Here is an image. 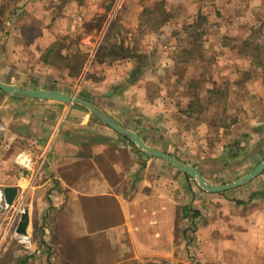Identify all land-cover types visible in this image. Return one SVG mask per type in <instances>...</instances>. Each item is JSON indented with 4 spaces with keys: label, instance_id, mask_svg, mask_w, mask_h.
Instances as JSON below:
<instances>
[{
    "label": "crops",
    "instance_id": "obj_1",
    "mask_svg": "<svg viewBox=\"0 0 264 264\" xmlns=\"http://www.w3.org/2000/svg\"><path fill=\"white\" fill-rule=\"evenodd\" d=\"M143 8L137 4L134 20L123 19L126 29L137 26ZM37 19L42 22L44 17ZM42 26L48 27L49 21ZM21 33L15 30L0 42V82L43 90L59 85L64 90L65 82L49 63L31 71L41 61L28 57L31 41ZM45 33L44 40L38 36L30 45L44 43L47 49L51 41L46 42ZM140 67V76L129 86L128 76L117 91L118 86L101 88L83 80L82 94L84 86L95 92L78 96L135 132L147 146L170 155L174 149L180 151L184 141L164 123H176L178 110L187 108L189 121L198 108L195 115L200 114L199 125L206 132L198 138L188 135L195 142L189 150L207 161L218 157V167L208 173L213 176L198 170L211 185L220 177L218 171H236L234 178H225L227 184L264 158V89L255 76L238 83L215 81L205 88L200 84V93V78L188 77V83L179 82L188 85V105L179 108L184 104L178 106L170 95L160 96V87L169 84L158 76L145 77L149 69ZM43 71L46 79L34 78ZM254 83L256 87H248ZM233 87L241 89L242 99L235 115L228 116ZM244 96L249 99L244 101ZM0 187L17 189L13 209L24 193L48 198L42 203L48 208H40V216L47 214L40 227L46 236L34 248L32 242L25 246L9 264H264V171L239 188L203 191L172 165L146 156L78 106L17 99L0 91ZM25 211L30 235L34 214Z\"/></svg>",
    "mask_w": 264,
    "mask_h": 264
},
{
    "label": "rangeland",
    "instance_id": "obj_2",
    "mask_svg": "<svg viewBox=\"0 0 264 264\" xmlns=\"http://www.w3.org/2000/svg\"><path fill=\"white\" fill-rule=\"evenodd\" d=\"M137 4L145 8L139 11L137 26L126 29L123 19H133L138 15ZM144 10L147 11L142 15ZM39 15L44 17L42 22L37 19ZM47 21L49 26L43 29L42 24ZM18 29L23 31L21 34L32 45L38 36L44 40L47 32L46 42L51 41L47 47L52 46L55 51L48 59L49 65L57 71V77L65 82L64 90L59 85L49 87H56L57 91L78 98L83 92L79 89L83 80L101 88L108 84L111 88L119 86L136 64L149 69L145 77L158 76L170 85L160 87V96L170 95L178 106L184 104L179 108L188 105V85L184 87L179 84L188 83V77L200 78L196 86L199 93L200 84L205 88L214 85L212 83L215 81L228 83L234 80L238 83L250 75L260 80L264 89V0H0V42ZM105 43L117 52L124 48L125 53L117 61L111 58L101 60V56H107V53L97 54V51ZM30 44L28 57L41 61L33 64V72L38 71L36 67L39 64L47 66L44 58L48 48L45 49L44 43H39V46ZM252 46L255 50L250 49ZM43 72L35 73L33 77L46 79L47 72ZM172 83H177V86L171 87ZM237 86L240 87V84ZM256 86L254 83L248 87ZM87 88L91 89L84 86L82 95L89 96L95 92ZM230 93L233 100L228 105V116H233L240 107L242 94L241 89L236 90V87ZM243 99L247 101L249 98L244 96ZM197 111L198 108L193 119L188 121V108L180 109L176 123L170 126L167 122L164 127L173 129V133L179 135L177 139L185 142L178 145L180 151H172L173 155L204 175L213 176L208 173L218 167V157H210L207 161L189 150V146L195 145V142L188 140V135L198 138L199 134L206 132L205 127L199 125L200 114L195 115ZM211 119L209 115V122ZM162 129L160 127L161 133ZM232 167L235 168L234 165ZM233 171L230 167L228 172L218 171L220 177L216 176L212 184H223L224 180L234 178ZM222 174L229 176L223 177ZM191 180L199 188L196 181ZM41 181L40 178L33 183ZM18 200V209H30L34 214V228L30 233L34 248V243L46 236L40 227L45 223L47 214L40 216V208H48L42 207L48 198L24 193ZM12 212L0 217V264H9L26 246L15 237L21 216L13 219ZM1 223L4 225L1 226ZM46 242L47 251L51 252L53 246L49 245V239Z\"/></svg>",
    "mask_w": 264,
    "mask_h": 264
},
{
    "label": "water",
    "instance_id": "obj_3",
    "mask_svg": "<svg viewBox=\"0 0 264 264\" xmlns=\"http://www.w3.org/2000/svg\"><path fill=\"white\" fill-rule=\"evenodd\" d=\"M0 91L4 94L17 98V99H28V100H40V101H49V102H57L60 104H69L81 107L93 117L97 118L100 122H102L107 127L111 128L119 135L123 136L127 140L131 141L137 149L149 157H154L160 160H163L174 168L187 175L189 178L196 181L198 187L203 191L209 193H220L227 190H232L235 188L242 187L243 185L251 182L253 179L258 177L264 171V158L245 176L237 179L234 182H230L227 184L221 185H211L208 181H206L200 174V172L192 165L186 164L182 160L176 158L173 155L167 154L163 151L157 150L155 148L147 146L142 139L133 131H130L123 126H121L118 122L108 116L99 106L94 103L80 99L75 96H71L65 92L57 91V90H43V89H26L21 88L16 85L4 84L0 82ZM4 198L7 205H11L17 195V189L14 187H6L3 189ZM28 227V215L24 210V213L20 217V221L18 223L16 234L18 235H26Z\"/></svg>",
    "mask_w": 264,
    "mask_h": 264
},
{
    "label": "trees",
    "instance_id": "obj_4",
    "mask_svg": "<svg viewBox=\"0 0 264 264\" xmlns=\"http://www.w3.org/2000/svg\"><path fill=\"white\" fill-rule=\"evenodd\" d=\"M147 10H144V12L142 13L145 14ZM251 50H255V47H250ZM54 48H52V46L50 48H48L45 58H44V62L45 63H49L48 59H50L52 57V55L54 54ZM99 52H106L107 56L103 55L101 56V60H105L107 58H111L114 61L119 60V56H122L125 53V49L121 48L119 52L115 51L114 49L111 48V46L109 44H106L102 47L99 48V50L97 51V54ZM141 74V67L140 66H136L134 68H132V70H130V72L128 73V79L126 81V85L129 86L131 84H133L137 78L140 76ZM122 86H118L114 88V91H117L119 88H121ZM50 90H57L56 87H50ZM186 178H188L187 175H185Z\"/></svg>",
    "mask_w": 264,
    "mask_h": 264
},
{
    "label": "built area",
    "instance_id": "obj_5",
    "mask_svg": "<svg viewBox=\"0 0 264 264\" xmlns=\"http://www.w3.org/2000/svg\"><path fill=\"white\" fill-rule=\"evenodd\" d=\"M24 167H28L29 164H23V162H20ZM12 212V218L15 219L16 217H20L23 213H24V209H18L16 208H12L11 205H7L5 202V198H4V191L3 188L0 187V217L4 216L5 214H7L10 211ZM15 237L17 239L18 242H20L21 244H24L26 246H30L31 244V238L29 234L26 235H18L15 234Z\"/></svg>",
    "mask_w": 264,
    "mask_h": 264
}]
</instances>
